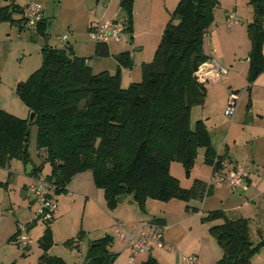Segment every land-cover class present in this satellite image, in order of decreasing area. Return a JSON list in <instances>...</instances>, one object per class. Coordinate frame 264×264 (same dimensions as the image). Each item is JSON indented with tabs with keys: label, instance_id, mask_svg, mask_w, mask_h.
I'll return each instance as SVG.
<instances>
[{
	"label": "trees",
	"instance_id": "obj_1",
	"mask_svg": "<svg viewBox=\"0 0 264 264\" xmlns=\"http://www.w3.org/2000/svg\"><path fill=\"white\" fill-rule=\"evenodd\" d=\"M134 3L120 2L126 31L131 34ZM249 4L253 7V18L247 25L251 42L247 73L250 92L264 72V0H249ZM218 6L219 0H179L153 60L142 64V80L132 82L128 88L122 87L121 71L134 64L128 50L116 54L118 70L112 74L107 70L95 72L87 57L75 54L70 45L64 49L43 46L42 66L17 85L33 117L20 118L0 107V167L17 159L31 163V175L41 178L48 163L51 172L44 178L54 184L55 194L67 192L77 174L90 170L110 209L116 208L125 194L133 195L142 210L148 198L189 202L212 194L213 187L201 179L183 187L170 166L172 161H179L189 174L200 148H204V161L213 172L220 170L227 159L215 149L205 120H197L192 127L193 108L206 101L207 91L196 72L209 59L204 40ZM20 10L15 3L0 8V21L12 22L14 12ZM21 21L24 25L25 16ZM47 28L48 19L44 17L36 31L46 37ZM109 55V44H96L95 56ZM32 125L37 126V149L46 152L38 165L33 164L29 149L31 130L27 131ZM39 218L29 223L28 229ZM54 218L44 220L46 228L38 240L43 250L41 264H67L62 257L48 253L54 245ZM217 220L223 221L209 227L210 235L224 251L217 264H250L264 248V236L254 244L249 220L228 218L221 209L202 217L205 223ZM153 222L165 224L158 217H153ZM113 242L110 234L92 240L85 264H114L118 253L111 251ZM139 264L160 263L151 253Z\"/></svg>",
	"mask_w": 264,
	"mask_h": 264
},
{
	"label": "rangeland",
	"instance_id": "obj_2",
	"mask_svg": "<svg viewBox=\"0 0 264 264\" xmlns=\"http://www.w3.org/2000/svg\"><path fill=\"white\" fill-rule=\"evenodd\" d=\"M34 1L41 3L44 7L48 19L46 37L40 35L36 29L22 24L21 19L27 13L28 4ZM120 2L121 0H0V8L10 3L21 7L20 11L14 12L12 22L0 21V107L20 118L30 117L28 106L17 92V85L19 82L26 81L42 66V48L46 44L59 49H64L71 44L76 49L77 55L87 56L92 65L96 58L98 59L97 64L104 61L103 64L107 66L106 70H111V73L115 74L118 70V63L114 56H110L111 54L95 56L94 53L93 55L92 52L90 53L91 46H95L96 43L90 39L89 29L90 24L98 20L123 18L124 12L120 7ZM135 3L133 25L136 24L137 27L134 28V33L126 31L121 43H109L111 48L119 45L131 51L134 61L132 68H121L123 88H128L132 82L142 80V64L153 60L163 30L178 4L176 0H139L135 8ZM217 8V11L215 10L217 17H220L221 13L225 14V3L221 5L219 1ZM64 34L68 35L70 43L68 40L60 39V36ZM142 46L143 48L139 49ZM98 70V67H95L94 71L99 72ZM238 79L240 84L248 81L247 76L244 79ZM240 90L243 96H241L242 100L235 115H226V108H221L217 104L211 108L197 105L192 110V127L197 120L207 119L206 117L210 116L207 124L215 148L225 152L227 149L223 142L227 138L231 154H236L237 159L249 170L264 172V137L252 144L250 133H244L248 130L252 132V136L264 133V118L252 116L248 112L246 108L247 87H241ZM36 136L37 126L32 125L29 149L32 159L37 162L41 161V158L37 154ZM247 137L249 142L246 141ZM253 151L258 152L260 158H250L249 153L252 154ZM170 167L171 173L186 188L193 184L196 177L209 183L213 175V167L204 161V148L199 149L195 168L189 174L179 161H172ZM0 171L3 169L0 168ZM50 171V164H45L41 177H45ZM22 173L26 178L24 170ZM17 175V172L11 173L8 190H5L3 185L2 188L0 187V197L1 195L3 197L0 200L4 199L0 210V264H41L39 258L43 250L38 240L46 228V222L39 218L38 223L33 226L34 230L30 233L31 244L26 247L22 243L24 234L20 233V228L26 224L22 220L31 218L33 221L36 218L35 215L38 214L40 202L30 190L27 192L28 197L21 191L22 181ZM263 179L264 177L259 176L258 181L261 182L258 184L259 188L257 190L252 188L248 193L239 189L233 191L227 186L215 185L212 194L189 202L178 198H173L168 202L148 198L145 210L141 209L133 195L125 194L120 197L116 208L110 209L107 206L104 191L94 183L92 172L88 170L79 173L68 185L67 192L55 195L58 209L51 223L54 245L48 253L62 257L67 264H85L90 242L106 234L114 237L112 248L120 249L123 243L116 237L115 219L126 221L128 216L135 213L137 217L143 219L161 217L167 221L165 239L174 248V252L155 248L152 255L160 264H181L183 256L192 254L198 255L202 264H217L218 258L224 251L216 239L210 235L209 227L223 220L205 223L202 222V217L216 209L223 210L231 219L248 214L251 238L253 243L257 244L262 239L259 233L260 227L264 230V193H260L261 196L249 202L248 213H246L247 209L237 207L241 206L244 201H249L247 197L251 191L254 193L263 190ZM78 193L89 194L92 197H89L88 201L86 195ZM234 194L236 198L232 196ZM34 196L36 201L30 207L29 199L31 200ZM11 205L14 206L15 212H10L8 209ZM194 207L198 208V211H194ZM18 220L23 222L19 224V227H17ZM13 228L15 231L12 233ZM14 234L18 235L11 240ZM73 239L75 241L73 244L67 243L68 240ZM148 256V254H140L136 260L140 263L141 259ZM128 261L129 252L124 251L118 255L114 264H128ZM250 264H264V248L252 258Z\"/></svg>",
	"mask_w": 264,
	"mask_h": 264
},
{
	"label": "crops",
	"instance_id": "obj_3",
	"mask_svg": "<svg viewBox=\"0 0 264 264\" xmlns=\"http://www.w3.org/2000/svg\"><path fill=\"white\" fill-rule=\"evenodd\" d=\"M138 1L139 0H136V3H138ZM219 1H220L221 5H223L225 3L226 12H225V14L221 13L220 17H217V15H216L217 10L215 11V21L212 24V26L209 28L207 34L205 35L204 51L209 56V59L210 58L216 59L221 66H223L224 68L227 69L228 72L221 80H219L217 82L208 81V82L204 83V88L207 91V96H206L205 104L202 106L207 107V108H211L213 105H216V104L219 105L221 108H226L230 92L232 90L239 91L240 95L243 96V92H241L240 88L241 87L244 88L245 86L246 87L248 86V81L246 83L244 82L243 84H240L238 78L244 79V77L247 76L248 69H249V52L251 49V42H250V39L248 36L247 25L253 18V7L249 4V0H234L232 2L231 1L225 2V0H219ZM176 2L178 3L179 0H176ZM136 3H135V8H136ZM231 13L236 14V21L233 23L232 26H228L227 20H228L229 15ZM44 17H46L45 11H44ZM90 26H91V24H90ZM136 27H137L136 24H135V26L133 25V31H134V28H136ZM133 37H134V34H133ZM68 42L70 43V40H68ZM115 44H117V43H115ZM71 47L75 52L76 49H74V46L71 45ZM95 48H96V45L91 46L90 53L92 52V55H93V53L95 54ZM142 48H143V46L139 49H142ZM109 50H110V54H111L110 56H114L115 58H116V54H118L119 52L126 51V50L130 51L129 48H126L124 46H119V45L114 46L113 48H111L109 46ZM78 55L83 56L81 54H78ZM84 57H87V56H84ZM96 60H98V59L96 58L94 60L95 61L94 65L91 64V61H89V63L93 67V70L95 69V67H98L99 72L107 69V68H105L107 66L103 64L104 61H100V63L97 64ZM117 63H118V61H117ZM102 64L104 66H102ZM107 71H109L111 73V70H107ZM241 100H242V97H241ZM250 100H251V105L248 106ZM246 108H247L248 112L250 114H252V116H255V117L261 116L262 118H264V72L261 73L259 75V77L255 80V82L252 85L251 91L250 92L248 91V100L246 103ZM30 114L31 113L29 110V115ZM206 118L210 119L211 117L207 116ZM201 119H203V118H201ZM207 119H203V120H205V122L207 123ZM247 132H249L251 135L250 140H252V144H255L257 140H260L261 138L264 137V133L258 134L256 136L255 135L252 136L251 131L248 130V131H245L244 133L246 134ZM228 135H230V133H228ZM212 140H213V137H212ZM234 141H236V140H234ZM246 141L249 142L248 137H247ZM223 143H224V145H226L227 150L225 152H222V151H218L215 148L217 150V152L221 155L226 154L227 155L226 160L228 162H230L234 165H242L246 169L247 167L237 159L236 154H231V150H230V146H229L227 138H226V140H224ZM229 153L231 155H229ZM37 154L41 158V161L39 160L36 162L35 160L32 159L34 165L41 164L46 157L45 150H37ZM249 157L253 158V159H254V157L260 158V155L258 152L256 153L255 151H253L252 154L249 153ZM249 157H248V159H249ZM16 160L17 159H13L7 167H0L1 169H3V171H0V187L2 188L4 186L5 190H8L10 187L9 180L11 178V173L17 172L18 173V175H17L18 179H20V181H22L21 191L23 193H26V196H27V192L29 191V184L35 178L34 176L31 175L33 165L31 163H29L31 165V167L27 168L28 164H24L20 160H17V163L15 164ZM22 170H24L26 178L23 177ZM246 170L249 173L248 178L242 184H240L237 188L232 189L233 191L239 189V190H242L243 192L245 191L248 193V191L250 192V190L252 188L256 189V190L259 188L258 184H260L261 182L258 181V177L259 176L264 177V172H261V170L252 171V170H249L248 168ZM50 172L48 174H50ZM77 176H78V174L73 178L72 181H74V179ZM195 179H201V178L196 177ZM201 180H203V179H201ZM203 181H205V180H203ZM262 183L264 185L263 181H262ZM213 191H214V189H213ZM260 193L261 194L264 193V188L262 191L260 190L259 192L253 193L251 191V193L247 197L249 199V201H244V203H242L241 206L239 205L237 208L238 209H240V207H243L242 209H247V207L249 208V205H250L249 202L254 201L259 195L261 196ZM78 194L79 195H86L88 197V201H89V197H92L89 194H81V193H78ZM55 195H57V194H55ZM55 195H54V198H55ZM232 196L235 198L237 197L235 194ZM0 198H3L2 195ZM3 201H4V199L0 200V210L2 208ZM35 201H36L35 196L31 200L29 199V202H30L29 206L31 207V204H33ZM88 201H87V203H88ZM13 207L14 206L11 205V208H8L10 210V212H15V209ZM36 213H37V211H36ZM246 213H248V209H247ZM35 217L37 218V214L35 215ZM241 217H245L248 220L250 219L248 214H246V216H245V214H243ZM158 218H161V217H158ZM163 219L165 221L164 225L167 228V221L165 218H163ZM20 221L21 220H18L17 227H19V224L23 223L22 221L26 222L25 225H28L32 221V219L30 218L28 220H22L21 222ZM126 221H120L116 218L115 223H114V228H115L117 223H123L126 228L128 227L127 228L128 230H135L136 228H138L139 226H141L143 224L152 222L153 218L143 219L142 217H139V216L137 217V215H135V213H134V215L128 216ZM33 230H34V227H31L30 229H28L29 236ZM11 231L13 233L15 231V229L11 230ZM259 233L261 236H264V230L261 229V227L259 229ZM115 234H116V232H115ZM116 237H117V235H116ZM165 242H166V239H165ZM166 243H167V245H169L168 242H166ZM111 251L118 253V255L121 252L128 251L129 257L131 254L130 249L128 247H126L124 243L122 244V248H120V249H113L111 247ZM152 253H153V251H152ZM222 256H223V254H222ZM146 258L141 259V261H143ZM220 258H218V260Z\"/></svg>",
	"mask_w": 264,
	"mask_h": 264
},
{
	"label": "built area",
	"instance_id": "obj_4",
	"mask_svg": "<svg viewBox=\"0 0 264 264\" xmlns=\"http://www.w3.org/2000/svg\"><path fill=\"white\" fill-rule=\"evenodd\" d=\"M44 18V7L39 2H31L27 6V13L25 15L24 26L37 28L38 23ZM236 21V14L231 13L227 20V25L232 26ZM125 18L115 17L113 19L98 20L91 24L89 29L90 39L96 44H109L110 42L120 43L124 40L126 32ZM62 41L68 40V35L60 36ZM227 69L221 66L214 58L208 59L202 63L196 76L199 82L205 83L208 81L217 82L221 80L226 74ZM241 95L239 92L232 90L229 94L226 115H235L239 108ZM222 168L217 172H213L208 187L215 185L227 186L235 189L242 184L249 176L248 171L242 165H234L227 160L223 162ZM29 185V190L33 192L38 201L40 208L37 216L43 220L51 219L55 216L58 209L57 201L54 198L55 187L52 182L46 178H34ZM264 182V179H263ZM166 226L158 222H149L136 228L135 230H128L123 223H117L115 232L117 238L130 249V257L128 264H139L136 257L140 254H151L155 248L167 249L174 252V248L167 245L165 242ZM20 233H23L22 243L25 246L31 244L27 225L20 228ZM181 264H201L199 256L192 254L182 257Z\"/></svg>",
	"mask_w": 264,
	"mask_h": 264
},
{
	"label": "water",
	"instance_id": "obj_5",
	"mask_svg": "<svg viewBox=\"0 0 264 264\" xmlns=\"http://www.w3.org/2000/svg\"><path fill=\"white\" fill-rule=\"evenodd\" d=\"M31 117H33V113L31 114ZM29 132H30V129H28L27 133H29ZM30 167H31V165L28 164V165H27V168H30Z\"/></svg>",
	"mask_w": 264,
	"mask_h": 264
}]
</instances>
